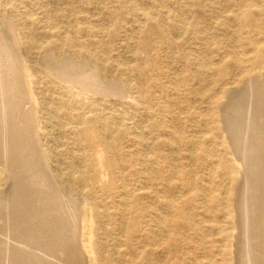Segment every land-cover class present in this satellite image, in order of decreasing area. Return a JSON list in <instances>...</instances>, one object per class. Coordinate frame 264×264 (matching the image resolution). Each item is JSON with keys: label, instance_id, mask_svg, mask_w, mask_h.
<instances>
[{"label": "rangeland", "instance_id": "1", "mask_svg": "<svg viewBox=\"0 0 264 264\" xmlns=\"http://www.w3.org/2000/svg\"><path fill=\"white\" fill-rule=\"evenodd\" d=\"M0 32L23 51L6 72L20 109L9 128L0 100V142L14 154L10 171L0 159V264H263L259 208L250 220L248 203L263 199L264 130L257 170L236 141L240 122L263 110L257 83L243 79L252 67L264 73V0H0ZM67 61L98 70L120 98L72 93L55 71ZM84 118L98 121L108 152L85 142Z\"/></svg>", "mask_w": 264, "mask_h": 264}, {"label": "bare ground", "instance_id": "2", "mask_svg": "<svg viewBox=\"0 0 264 264\" xmlns=\"http://www.w3.org/2000/svg\"><path fill=\"white\" fill-rule=\"evenodd\" d=\"M241 14H243V13H241ZM13 29V28H12ZM1 33V32H0ZM6 33V32H5ZM10 33V32H9ZM4 34V33H3ZM2 34V35H3ZM1 35V34H0ZM6 35V34H5ZM12 35H13V33H12ZM4 36V35H3ZM6 36H8V35H6ZM9 36H10V34H9ZM15 36H17V35H15ZM14 36V38H16ZM3 38H5V37H3ZM3 38H2V41H1V38H0V48L1 47H3V49L5 48V51L6 52H8V53H4L5 51H0L1 52V54L2 55H0V100H1V102H2V104H3V108H4V110H5V112H4V114L3 115H5V113L7 114V119L5 120V122L7 123H9V125H6V126H8L7 128H9V126H10V124H13L12 123V121L14 122V120H15V116H17L16 115V113L20 110H18L17 111V108H16V105L18 106V104H17V101H18V99H17V96H19V94L17 93V95H16V90H15V84H14V80L13 79H11L10 78V76H8L7 74H6V72H8V65H10L11 63H15V61H20L18 58L20 57V55H22V50H20L21 49V47H20V49L18 48V50H20V51H22L21 52V54L19 55L18 54V51H17V49L16 48H14V47H17V45L15 44V40L13 41L14 42V45H16V46H14V45H7L6 46V44L8 43L7 41H11V40H7L6 41V44L3 42ZM8 39H9V37H7ZM18 38V37H17ZM16 38V39H17ZM4 41H5V39H4ZM19 41V40H18ZM10 44H12V43H10ZM18 44H19V42H18ZM7 49V50H6ZM257 49V48H256ZM256 49H255V51H253V53L255 52L256 53ZM18 54V55H17ZM19 56V57H18ZM68 57V56H67ZM22 59L24 58V57H21ZM51 58V57H50ZM69 58V57H68ZM70 59V58H69ZM26 61V59H23V61ZM48 61V60H47ZM55 61V60H54ZM53 61V62H54ZM58 60H56V63H58L57 62ZM60 61V60H59ZM64 61V60H63ZM70 61H72V60H70ZM28 62V61H27ZM49 62H51V61H49ZM61 62V61H60ZM18 63V62H17ZM17 63H15L16 65H17ZM24 63V62H23ZM26 63V62H25ZM25 63H24V65H25ZM67 63H68V65H66V64H62V65H59V66H57L58 68H56V66H55V68L57 69V70H55V71H57L60 75H61V77L59 76V74H58V76L61 78V79H59V80H61V82H65L66 84H68V85H66V86H70V88H67V89H69L72 93H74L75 95H77V96H81L80 94L81 93H76L77 91L76 90H73V88H75V87H79V88H81V89H84L85 90V93H84V95H91V96H118V95H120L119 94V89L120 88H117V87H115V86H111L110 84H107L106 82H104L103 80H102V78H101V76H100V74H99V71L97 70H94V68L93 69H87V70H84V69H82V70H78V68L77 67H75V69L73 68H69V67H72L71 65H69V62L67 61ZM75 63V62H74ZM18 64H21V62L20 63H18ZM59 64V63H58ZM71 64V63H70ZM236 64V63H235ZM12 65V64H11ZM23 65V66H24ZM49 65H51V63L49 64ZM48 64H47V66H49ZM73 65V64H72ZM13 66V65H12ZM15 66V65H14ZM20 67H21V65H19ZM52 66H53V64H52ZM11 67V66H10ZM18 67V66H17ZM16 67V68H17ZM8 68V69H7ZM13 67H11V69H12ZM16 68L14 69V70H16ZM19 68V67H18ZM48 68V67H47ZM52 68V67H51ZM54 68V67H53ZM3 69H5V71L3 70ZM11 69H10V72H11ZM20 70L22 69V67L21 68H19ZM25 69V68H24ZM2 70H3V72H2ZM13 70V69H12ZM13 70V71H14ZM19 70V71H20ZM48 70V69H47ZM84 70V71H83ZM12 71V72H13ZM16 71H18V70H16ZM16 71H14V72H16ZM22 71V70H21ZM31 71H32V69H31ZM52 71V70H51ZM9 72V73H10ZM13 72V73H14ZM245 72H246V75L244 76L245 78L243 79V82H244V80H246L247 82H256L258 85H259V89H260V91H259V89H258V85L256 84V87L255 86H252V87H255V90L254 91H256V95H257V99H258V97L259 96H262V98H263V102H264V73H263V71H262V69L258 66V67H252V69L250 70V71H247V70H245ZM5 73V74H4ZM17 73H19V72H17ZM56 73V72H55ZM12 74V73H11ZM20 74V73H19ZM22 74V73H21ZM47 74V73H46ZM53 74H54V72H53ZM13 76H14V74H12ZM12 75H11V77H12ZM24 75H25V73H24ZM16 76H20V75H17V74H15V77L14 78H18V77H16ZM53 76V75H52ZM57 76V77H58ZM58 77V78H59ZM51 78V77H50ZM54 78V77H53ZM24 80V79H23ZM22 80V81H23ZM57 80V79H56ZM22 81H21V79L19 80V82H21L22 83ZM18 82V81H17ZM16 81H15V83H17ZM18 82V83H19ZM60 82V83H61ZM23 83H24V81H23ZM64 83V84H65ZM20 84V83H19ZM26 84V83H25ZM245 84H246V82H245ZM62 85H63V83H62ZM243 85V84H242ZM16 86H17V84H16ZM20 86H22V85H20ZM23 86H24V84H23ZM117 86V85H116ZM248 86V85H247ZM25 87V86H24ZM249 87H250V85H249ZM18 88V87H17ZM248 88V87H247ZM241 89V88H240ZM243 89V88H242ZM250 89V88H249ZM19 90H20V88H19ZM24 90V89H23ZM23 90H21V91H23ZM121 90V89H120ZM230 90V89H229ZM231 90H233V88L231 89ZM236 90V89H235ZM235 90H234V92H235ZM20 91V93H22ZM27 91V90H26ZM74 91H76V92H74ZM237 91H238V89H237ZM251 91V90H250ZM19 92V91H18ZM120 92H122V91H120ZM228 92V91H227ZM232 92V91H231ZM234 92H232V93H234ZM126 93V92H125ZM28 94H29V92H28ZM83 94V93H82ZM122 94V93H121ZM231 94V93H230ZM250 94H251V92H250ZM125 95V94H124ZM126 96V95H125ZM128 96V95H127ZM232 96V95H231ZM25 97H26V95H25ZM119 98H120V96H118ZM28 98V97H27ZM30 98V97H29ZM81 98V97H80ZM123 98V97H122ZM251 98V97H250ZM262 98H261V100H259V102L261 103V105H262V108H263V110H261V108L260 109H257L256 108V113H255V117H253V115H252V120H248V121H246V120H244V121H242V122H240L241 123V125L239 124V126H237V131H238V134H240V133H242V137H241V139H239L238 138V136H237V147H238V144L240 145L241 143H243V147H241V146H239V153L240 152H242L243 150H241V149H244V151L242 152V154H243V157L245 156V157H247V159H246V161L248 162V164L251 166V168L252 169H254L255 167H256V170L257 169H259L257 166H255L254 165V162L252 161V156H251V154H252V151L255 149V147L257 146V144H259L260 145V143H261V141H260V138H262V137H260L259 136V131H260V127L262 126V128H263V130H264V103L262 102ZM23 99V98H22ZM82 99V98H81ZM26 100V99H25ZM24 100V101H25ZM249 100V99H248ZM21 101V100H20ZM27 101V100H26ZM244 101H246V100H244ZM19 103V102H18ZM21 104H23V103H25L24 105H26V103L28 104H31L30 103V101L29 102H20ZM249 103H251V101H249ZM249 103H247L246 104V106L245 107H248V104ZM234 104H236V103H234ZM255 106L257 105L256 103L254 104ZM2 106V105H1ZM27 106H30V105H27ZM26 106V107H27ZM228 106V105H227ZM251 106V105H250ZM19 107H20V105H19ZM31 107V106H30ZM244 107V108H245ZM2 107H0V109H1ZM21 108H22V110H23V105H21ZM250 108V107H249ZM249 108H248V111H249ZM25 109V108H24ZM28 109H31V108H28ZM243 109V108H242ZM2 110V109H1ZM235 110V109H234ZM244 110H246V109H244ZM254 110V109H253ZM27 111V110H26ZM30 111V110H29ZM32 112V111H31ZM238 112V111H237ZM21 113H23V112H21ZM33 113V112H32ZM25 114H26V112H25ZM233 114V113H232ZM248 114V113H247ZM253 114V113H252ZM2 115V114H1ZM1 115H0V117H1ZM28 115H29V113H28ZM224 115V114H223ZM222 115V116H223ZM235 115V114H234ZM249 115V114H248ZM6 116V115H5ZM24 116V115H23ZM22 116V117H23ZM29 116H31V115H29ZM33 116V115H32ZM251 116V115H250ZM249 116V117H250ZM20 117V116H19ZM25 117H27V115L25 116ZM34 117V116H33ZM240 117V116H239ZM31 118V117H30ZM87 118V117H86ZM86 118H84V119H82V125H83V128H82V131H81V134H82V136H83V139L85 140V142L90 146V147H92V148H94V149H101L100 150V153H103V152H105V151H107L108 152V150H109V148H108V146H107V144H108V141H107V139L108 138H106L105 136H104V134H101L100 132H99V130L97 129L98 127H97V125L95 124L96 122H98V121H93L92 119L91 120H87ZM231 118V117H230ZM238 118V117H237ZM237 118H236V120H237ZM4 119V118H3ZM20 119V118H19ZM25 119V118H24ZM23 119V120H24ZM223 119V118H222ZM241 119V118H240ZM240 119H238L239 121H240ZM245 119V118H244ZM27 120V119H26ZM31 120H33L32 118H31ZM224 120V119H223ZM16 121H17V119H16ZM15 121V122H16ZM29 120H27V122H28ZM35 121V120H34ZM33 121V122H34ZM225 121V120H224ZM2 122V121H1ZM5 122H4V124H5ZM19 123L21 122V120H19L18 121ZM26 122V121H25ZM238 122V121H237ZM22 124H23V122H21ZM31 123V122H30ZM35 123V122H34ZM259 123V124H258ZM15 124V123H14ZM33 124V123H32ZM17 125V127H18V125H20V124H16ZM1 126V125H0ZM4 126V125H3ZM12 126V125H11ZM15 125H13L12 127H14ZM22 126V125H21ZM24 126H26L25 124H24ZM24 126H23V128H24ZM33 126V125H32ZM35 126V125H34ZM5 127V126H4ZM12 127H10V128H12ZM27 127V126H26ZM224 127V126H223ZM16 128V127H15ZM21 128V127H20ZM18 129V128H16V129H18V130H21V129ZM27 128H29V127H27ZM32 129H33V127H31ZM229 128V127H228ZM32 129H30L29 128V130H31L32 131ZM233 129V128H232ZM1 130H3V127H2V129ZM27 130V129H26ZM25 130V131H26ZM28 130V131H29ZM7 131V130H6ZM11 131H12V129H11ZM15 130H13L12 131V133L14 132ZM22 131V130H21ZM25 131H24V129H23V132L25 133ZM19 132V131H18ZM17 132V133H18ZM34 132V131H33ZM225 132V131H224ZM16 133V132H15ZM16 133V134H17ZM20 133V132H19ZM32 133V132H31ZM261 133H263V134H261L262 136H264V131L263 132H261ZM4 134V133H3ZM2 134V135H3ZM9 134V133H8ZM11 134V133H10ZM9 134V135H10ZM28 134H30L29 132H28ZM115 134V133H114ZM237 134V133H236ZM2 135H0V136H2ZM21 135V134H20ZM23 135V134H22ZM31 135V134H30ZM32 135H33V133H32ZM243 135H246L245 136V138H244V136ZM13 136V135H12ZM11 136V137H12ZM227 136V135H226ZM8 137H10V136H8ZM23 137V136H22ZM26 137V136H25ZM28 137V136H27ZM26 137V138H27ZM112 137V136H111ZM110 137V138H111ZM19 138V137H18ZM31 138V137H30ZM33 138V137H32ZM232 138V137H231ZM11 139V138H10ZM34 139V138H33ZM37 139V138H36ZM114 139V138H113ZM263 140H264V137L262 138ZM14 140H15V138H13V139H11V141L13 142L12 144H16L15 142H14ZM30 140V139H29ZM236 140V139H235ZM2 141V140H1ZM17 141V140H16ZM25 141H27V139H25ZM30 142H32V141H29V143ZM35 142V141H34ZM263 142V141H262ZM1 143V142H0ZM4 148H2V150L4 151V153H1L2 151H0V159H1V162H4V165L6 166V168H8L9 167V165H10V153L11 154H13V150H12V152H10V146H8V138L5 136V139H4ZM3 143H1V144H3ZM18 143V142H17ZM28 143V142H27ZM264 143V142H263ZM262 143V144H263ZM35 144V143H34ZM34 144H33V146H34ZM232 144L234 145L235 144V142H232ZM262 144H261V146H262ZM11 145V144H10ZM19 145V144H18ZM1 146V145H0ZM20 146H22V144L20 145ZM26 145H24V147H25ZM28 146V145H27ZM26 146V147H27ZM30 146V145H29ZM31 146H32V143H31ZM30 146V147H31ZM264 146V145H263ZM14 147V146H13ZM19 147V146H18ZM1 148V147H0ZM16 148H17V145H16ZM20 148V147H19ZM22 148V147H21ZM32 148V147H31ZM34 148V147H33ZM35 148H37V145L35 146ZM35 148L33 149V150H35ZM12 149V148H11ZM25 149V148H24ZM28 150H29V148H27ZM38 149V148H37ZM262 149H264V148H262ZM17 150V149H16ZM23 150V149H22ZM111 150H112V147H111ZM14 151H15V148H14ZM30 151V150H29ZM37 151V150H36ZM36 151H33V152H36ZM96 151V150H95ZM33 152L32 153H30L29 155H31V154H33ZM256 152V151H255ZM264 152V151H263ZM15 153V152H14ZM29 153V152H28ZM27 153V154H28ZM37 153V155H38V153L39 152H36ZM97 153H98V151H97ZM257 153V152H256ZM22 154V153H21ZM42 154V153H41ZM262 154V153H261ZM264 154V153H263ZM262 154V155H263ZM14 155V154H13ZM23 155V154H22ZM261 155V156H262ZM16 156V155H15ZM25 156H26V154H25ZM36 156V155H35ZM39 156V155H38ZM17 157V156H16ZM30 157V156H29ZM32 157V156H31ZM37 157V156H36ZM44 157V156H43ZM242 157V156H241ZM264 157V156H263ZM33 158H34V155H33ZM40 158H42V157H40ZM39 158V159H40ZM262 158V157H261ZM12 159V158H11ZM15 159V158H14ZM16 159H18V158H16ZM21 159H23V158H21ZM24 159H25V157H24ZM243 159V158H242ZM254 159H256V158H254ZM259 159V158H258ZM35 160H36V158H35ZM262 160H264V158L262 159ZM18 161V160H17ZM17 161H16V163H17ZM21 161V160H20ZM26 161V160H25ZM39 161V160H38ZM235 161H237V160H235ZM255 161V160H254ZM1 162H0V164H1ZM13 162V161H12ZM11 162V163H12ZM27 162V161H26ZM37 162V161H36ZM41 162V161H40ZM247 162H245V163H247ZM257 162V161H256ZM259 162V161H258ZM257 162V163H258ZM261 162V161H260ZM14 163V162H13ZM238 163V162H237ZM244 163V164H245ZM34 164V163H33ZM239 164V163H238ZM256 164V163H255ZM2 165H3V163H2ZM1 165V167H3ZM30 165V164H29ZM35 165V164H34ZM264 165V164H263ZM17 166V165H16ZM38 166H40V164L38 165ZM237 166V165H236ZM240 166V165H239ZM13 167H15V166H13ZM13 167H12V169H13ZM5 168V167H4ZM24 168H26V167H24ZM241 168V167H240ZM244 168V167H243ZM3 169V168H2ZM9 169V168H8ZM7 169V170H8ZM20 169V168H19ZM42 169H43V167H42ZM42 169H40V170H42ZM17 170V169H16ZM241 170V169H240ZM244 170V169H243ZM9 171H10V169H9ZM20 171V170H19ZM28 171H30V170H28ZM33 171V170H32ZM46 171V170H45ZM260 171H261V169H260ZM16 172V171H15ZM180 172V171H179ZM26 173V172H25ZM241 173V172H240ZM258 173H261V172H258ZM6 174H8V172L6 173ZM22 174V173H21ZM246 174V173H245ZM42 175H44V174H42ZM38 176V175H37ZM48 176V175H47ZM50 176V175H49ZM246 176V175H245ZM254 176H255V174H254ZM259 176V175H258ZM261 177V176H260ZM21 178V177H20ZM51 178V177H50ZM242 178H243V176H242ZM22 179V178H21ZM29 179V178H28ZM35 179V178H34ZM38 179V178H37ZM36 179V180H37ZM39 179H41V176L39 177ZM49 179V178H48ZM263 179V178H262ZM31 180V179H30ZM43 180V179H42ZM54 180V179H53ZM243 180V179H242ZM247 180V179H246ZM50 181V180H49ZM244 181H245V179H244ZM41 182L42 181H40V183H39V185L41 184ZM54 182H55V180H54ZM261 182H263V181H261ZM260 182V183H261ZM22 183V182H21ZM51 183H52V181H51ZM242 183V182H241ZM244 183V182H243ZM246 183V182H245ZM244 183V184H245ZM259 183V182H258ZM56 184V183H55ZM39 185H36V186H39ZM42 185V184H41ZM49 185V184H48ZM241 185V184H240ZM262 185V184H261ZM24 186H25V183H24ZM35 186V185H34ZM46 186V185H45ZM245 187V186H244ZM253 187V186H252ZM251 187V188H252ZM46 188H47V186H46ZM50 188V187H49ZM24 189V188H23ZM36 189V188H35ZM239 189H241L240 187H239ZM45 190V189H44ZM43 190V191H44ZM52 190V189H51ZM5 191V190H4ZM6 191H8V190H6ZM22 191V190H21ZM26 191V190H25ZM32 191V190H31ZM46 191V190H45ZM261 192V195L263 196V199L262 200H260V199H252V200H250V202L248 203V205H249V212H250V216H249V218H250V220H251V218H252V220H253V212H255V210H257L258 208H259V210H258V215H259V213H260V215H259V219L257 220V219H255V220H257V222H256V224H255V229H256V227L258 226V230H255V231H257V233L255 234L257 237H258V239H256V237L254 238V239H256L257 241H255L256 243L258 242V246H260L258 249H259V253L261 254H259V256L260 257H262L263 259H262V262L261 263H263L264 264V204L261 202V201H263L264 202V183H263V185H262V190H260ZM33 192V191H32ZM48 192V191H47ZM57 193H58V191H56ZM42 193V192H41ZM51 192H49L48 194H50ZM24 194V193H23ZM26 194V193H25ZM38 194V193H37ZM56 194V193H55ZM42 195H44V194H41V196ZM51 195V194H50ZM27 196V195H26ZM49 196V195H48ZM239 196V195H238ZM260 196V195H259ZM261 196V197H262ZM6 197V196H5ZM50 197V196H49ZM51 197H52V195H51ZM26 198V197H25ZM24 198V199H25ZM53 198V197H52ZM56 198V197H55ZM236 199H237V197H236ZM245 199V198H244ZM2 200V199H1ZM28 200H29V198H28ZM27 200V201H28ZM36 200V199H35ZM34 200V201H35ZM48 200V199H47ZM53 200V199H52ZM36 202V201H35ZM42 202H44V201H42ZM7 203H8V201H7ZM28 203H31V202H28ZM52 203V202H51ZM236 203H237V201H236ZM18 204V203H17ZM11 205V204H10ZM27 205V204H26ZM41 205H43V203L41 204ZM46 205V204H45ZM54 205H57V204H54ZM238 204H236V206H237ZM22 206H23V204H22ZM22 206H20L21 208H23ZM25 206V205H24ZM32 206V205H31ZM46 206H48V205H46ZM61 206H63V204L61 205ZM81 206V205H80ZM28 207V206H27ZM26 207V208H27ZM38 207V206H37ZM56 207V206H55ZM241 207V206H240ZM4 208V207H3ZM6 208H7V214L9 213V209H10V206H8V205H6ZM32 208H34V207H31V209ZM54 208V207H53ZM69 208V207H68ZM238 208V207H237ZM16 209V208H15ZM48 208H46V210H47ZM50 209V208H49ZM52 209V208H51ZM56 209V208H55ZM58 209V208H57ZM66 209V208H65ZM81 209V208H80ZM32 210H34V209H32ZM39 210V209H38ZM53 210V209H52ZM52 210H51V212H52ZM23 211V210H22ZM21 211V212H22ZM49 211V210H48ZM65 211H67V210H65ZM81 211V210H80ZM37 211H35V213H36ZM42 212V211H41ZM45 212V211H44ZM44 212H42L43 214H44ZM56 212H58V211H56ZM61 212V211H60ZM14 213H16V212H14ZM24 213V212H23ZM38 213V212H37ZM40 213V212H39ZM59 213V212H58ZM237 213V212H236ZM48 214V213H47ZM50 214H52V213H50ZM59 214H61L60 216H62V212L61 213H59ZM65 214V213H64ZM246 214H248V212H247V208H246ZM257 214V213H256ZM255 214V215H256ZM1 215V214H0ZM4 215V214H3ZM27 215V214H26ZM49 215V214H48ZM56 215V214H55ZM254 215V216H255ZM257 215V216H258ZM13 216V215H12ZM19 216H23L22 214L21 215H19ZM39 216H40V214H39ZM59 215L57 214V217H58ZM79 216V215H78ZM256 216V217H257ZM24 217V216H23ZM50 217H51V215H50ZM53 217H54V215H53ZM3 218V217H2ZM6 218V217H5ZM15 218V217H14ZM21 217H19V219H20ZM26 218H28V215H27V217ZM46 218V217H45ZM48 218H49V216H48ZM52 218V217H51ZM50 218V219H51ZM60 218V217H59ZM62 218V217H61ZM65 218V217H64ZM78 218H80V217H78ZM249 218H248V223H249ZM18 219V220H19ZM47 219V218H46ZM58 219V218H57ZM66 219V218H65ZM64 219V220H65ZM70 219H72V218H70ZM91 219V218H90ZM4 220V219H3ZM30 220V219H29ZM45 220V219H44ZM52 220V219H51ZM50 220V221H51ZM62 220V219H61ZM77 220V219H76ZM237 221H238V218L236 219ZM11 221V220H10ZM23 220H21V222H22ZM36 221H38V217H37V220ZM49 221V222H50ZM240 221V220H239ZM246 221V220H245ZM254 221V220H253ZM0 222H1V220H0ZM52 222H53V220H52ZM57 222V221H56ZM65 223H66V221H64ZM64 222H63V224H61V225H63V226H67V225H64ZM79 222V221H78ZM14 223H16V221H15V219H14ZM14 223H13V225H14ZM62 223V222H61ZM74 223H76V221L74 222ZM241 223V222H240ZM25 224V223H24ZM30 224V223H29ZM40 224H41V221H40ZM57 224H59V223H57ZM56 224V225H57ZM69 224V223H68ZM77 224V223H76ZM237 224V223H236ZM43 225H44V223H43ZM54 225V224H53ZM52 225V226H53ZM55 225V226H56ZM79 225V224H78ZM238 225V224H237ZM245 226H246V223H245ZM249 226H250V228H252L253 226H252V221H251V223L249 224ZM10 227V226H9ZM32 227V226H31ZM37 227V226H36ZM58 227V226H57ZM1 228V227H0ZM13 228H14V226H13ZM23 228V227H22ZM33 228V227H32ZM50 227H48L47 229H49ZM60 228V227H59ZM58 228V229H59ZM73 228V227H72ZM246 228V227H245ZM6 229V228H5ZM28 229V228H27ZM53 229H54V226H53ZM63 229V228H62ZM3 230V229H2ZM9 230V229H8ZM35 230V229H34ZM37 230V229H36ZM40 230H42V229H40ZM81 230V229H80ZM30 231V230H29ZM54 231V230H53ZM56 231V230H55ZM246 231V230H245ZM10 232V231H9ZM13 232V231H12ZM17 232V231H16ZM46 232V231H45ZM48 232V231H47ZM57 232L59 233V231L57 230L56 231V234H57ZM63 232V231H62ZM240 232V231H239ZM14 233V232H13ZM22 234L23 232H19V234ZM55 233V232H54ZM60 233H61V231H60ZM66 233H67V231H66ZM79 233V232H78ZM251 233V232H250ZM24 234V233H23ZM51 234V233H50ZM63 233H61V235H62ZM170 234V233H169ZM16 235V234H15ZM26 235V234H25ZM49 235V234H48ZM52 235H55V234H52ZM67 235V234H66ZM245 235H246V233H245ZM14 236V235H13ZM28 236V235H27ZM41 236H42V234H41ZM82 236V235H81ZM18 237V234L16 235V238ZM19 237H20V235H19ZM24 238H25V236H23ZM31 237H33V236H31ZM39 237V236H38ZM49 237H52V236H49ZM57 237V236H56ZM6 238V237H5ZM13 238V237H12ZM24 238H22V239H24ZM27 238V237H26ZM25 238V239H26ZM35 238V237H34ZM61 238V237H60ZM72 238V237H71ZM70 238V239H71ZM239 238V237H238ZM19 239V238H18ZM21 239V240H22ZM42 239V238H41ZM48 239V238H47ZM46 239V240H47ZM54 239V238H53ZM52 239V240H53ZM79 239V238H78ZM32 240H34L33 238H32ZM37 240V239H36ZM40 240V238L37 240V241H39ZM45 240V239H44ZM51 240V241H52ZM58 240H60L59 238H58ZM62 240H64L63 238H62ZM62 240H61V242H62ZM239 240V239H238ZM2 240L0 239V242H1ZM4 241V240H3ZM13 241V240H12ZM24 241V240H23ZM30 241V240H29ZM73 241V240H72ZM5 242H6V240H5ZM26 242V241H25ZM43 242V241H42ZM50 242V241H49ZM66 242V241H65ZM74 242V241H73ZM80 242H81V240H80ZM247 242V241H246ZM27 243V242H26ZM55 243H56V240H55ZM54 243V244H55ZM59 243V242H58ZM58 243H57V245H58ZM63 243H64V241H63ZM68 243H69V241H68ZM256 243H254V244H256ZM10 244V243H9ZM8 244V245H9ZM22 244H24V243H22ZM32 244V243H31ZM36 244L38 245V243L36 242ZM42 244V243H41ZM62 244V243H61ZM76 244V243H75ZM78 244H80V243H78ZM77 244V245H78ZM2 245V244H1ZM0 245V246H1ZM25 246H26V244H24ZM33 245V244H32ZM35 245V244H34ZM34 245H33V247H34ZM45 245H46V243H45ZM52 245V243L51 244H49V246H51ZM56 245V244H55ZM60 245V244H59ZM59 245H58V250H59ZM73 245V244H72ZM82 245V244H81ZM27 246H29V245H27ZM26 246V247H27ZM67 246V245H66ZM73 246H75V245H73ZM80 246V245H79ZM5 247V246H4ZM15 247H16V244H15ZM24 247V246H23ZM43 247V246H42ZM41 247V248H42ZM56 247V246H55ZM67 247H69V246H67ZM254 247H256V246H254ZM0 248H3V247H0ZM40 248V247H39ZM53 248V247H52ZM57 248V247H56ZM62 248L63 247H61V250H62ZM66 248V247H65ZM70 248H71V250L69 251V252H73V253H75L74 251H72V247L70 246ZM74 248V247H73ZM8 249V248H7ZM21 249V248H20ZM24 249V248H23ZM34 249V248H33ZM33 249L31 248V250L33 251ZM79 249V248H78ZM48 250V249H47ZM53 250L54 251H57L58 252V250H55L54 248H53ZM53 250H52V254H54L53 253ZM60 250V251H61ZM39 251H42V250H39ZM82 251H84L83 253H86L85 252V248L83 247V250ZM81 251V252H82ZM258 251V250H257ZM256 251V252H257ZM10 252V251H9ZM18 252V251H17ZM22 252V251H21ZM64 252V251H63ZM66 252V251H65ZM68 252V251H67ZM66 252V253H67ZM13 253V252H12ZM20 253V252H19ZM31 253V252H30ZM42 253V252H41ZM51 253V252H50ZM61 253V252H60ZM66 253H64L65 255H67ZM82 253V255H84L85 256V254H83ZM5 254V253H4ZM56 254H59V253H56ZM77 254V253H76ZM11 255V254H10ZM14 255H16V253L14 254ZM27 255V254H26ZM62 255V254H61ZM79 256H80V254H78ZM81 255V256H82ZM263 255V256H262ZM5 256V255H4ZM17 256V255H16ZM39 256V255H38ZM59 256V255H58ZM57 256V257H58ZM71 256H73L74 257V255L72 254ZM254 256V255H253ZM37 257V256H36ZM50 257V256H49ZM52 257V256H51ZM61 256H59V258H60ZM64 257V256H63ZM67 257V256H66ZM65 257V258H66ZM86 257V256H85ZM9 258V257H8ZM16 258V257H15ZM40 258V257H39ZM39 258H37V259H39ZM44 258V257H43ZM62 258V257H61ZM72 258V257H71ZM70 258V259H71ZM75 258V257H74ZM82 258V257H81ZM6 259H7V256H6ZM49 259V258H48ZM58 259V258H57ZM56 259V257H55V260H57ZM14 260V259H13ZM20 260H21V256H20ZM27 260V259H26ZM32 260V259H31ZM44 261H45V259H43ZM42 260V261H43ZM69 260V258L66 260V262ZM73 260V259H72ZM259 260H261V258L259 259ZM7 261V260H6ZM25 261V260H24ZM75 261V260H74ZM4 262V261H3ZM11 262H13V261H11ZM46 262H47V260H46ZM58 262H60V261H58ZM62 262V261H61ZM71 262V261H70ZM77 262V261H76ZM240 262V261H239ZM6 263V262H5ZM7 263H9V262H7ZM26 263H28V262H26ZM30 263V262H29ZM39 263V262H38ZM37 263V264H38ZM54 263V262H53ZM63 263H65V260H64V262ZM72 263V262H71ZM47 264V263H46ZM51 264H52V262H51ZM54 264H56V263H54ZM61 264V263H60ZM70 264V263H69ZM74 264V263H73ZM248 264H251V262H249ZM252 264H256V263H252ZM258 264H259V262H258Z\"/></svg>", "mask_w": 264, "mask_h": 264}]
</instances>
